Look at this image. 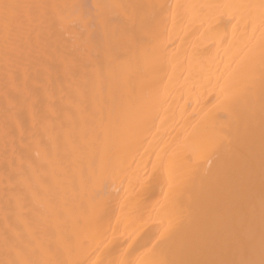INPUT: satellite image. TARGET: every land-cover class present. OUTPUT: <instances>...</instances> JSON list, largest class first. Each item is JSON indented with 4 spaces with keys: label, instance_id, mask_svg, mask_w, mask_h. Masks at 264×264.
Listing matches in <instances>:
<instances>
[{
    "label": "bare ground",
    "instance_id": "1",
    "mask_svg": "<svg viewBox=\"0 0 264 264\" xmlns=\"http://www.w3.org/2000/svg\"><path fill=\"white\" fill-rule=\"evenodd\" d=\"M0 264H264V0H0Z\"/></svg>",
    "mask_w": 264,
    "mask_h": 264
}]
</instances>
